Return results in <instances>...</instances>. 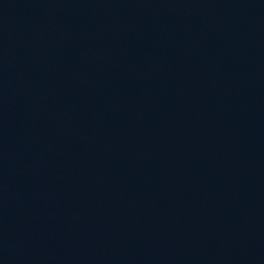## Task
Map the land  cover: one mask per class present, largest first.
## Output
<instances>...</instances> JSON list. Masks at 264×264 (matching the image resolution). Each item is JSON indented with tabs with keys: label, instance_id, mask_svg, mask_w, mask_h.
Wrapping results in <instances>:
<instances>
[{
	"label": "water",
	"instance_id": "95a60500",
	"mask_svg": "<svg viewBox=\"0 0 264 264\" xmlns=\"http://www.w3.org/2000/svg\"><path fill=\"white\" fill-rule=\"evenodd\" d=\"M0 264H264V0H0Z\"/></svg>",
	"mask_w": 264,
	"mask_h": 264
}]
</instances>
